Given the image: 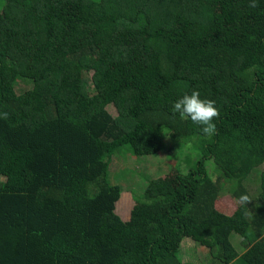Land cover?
Wrapping results in <instances>:
<instances>
[{"label": "trees", "instance_id": "trees-1", "mask_svg": "<svg viewBox=\"0 0 264 264\" xmlns=\"http://www.w3.org/2000/svg\"><path fill=\"white\" fill-rule=\"evenodd\" d=\"M250 2L0 0V264H193L188 237L214 264H264V0ZM193 90L219 111L211 136L172 111ZM168 141L196 155L175 184L111 178L116 157Z\"/></svg>", "mask_w": 264, "mask_h": 264}, {"label": "rangeland", "instance_id": "rangeland-1", "mask_svg": "<svg viewBox=\"0 0 264 264\" xmlns=\"http://www.w3.org/2000/svg\"><path fill=\"white\" fill-rule=\"evenodd\" d=\"M45 104H49V99H44ZM115 113V109H111ZM167 147H165L159 154L155 155H143L137 156L131 152V156L126 154L125 157H116V163L113 166L111 172V178L115 180L116 183L123 185L125 188L131 191H136L137 189H144L148 184V177H163L167 176L168 180L175 181L174 174L177 170L183 172H188L190 169L189 156L191 155L195 159V154L188 152L187 147H180L175 155H173L169 150L173 143L171 141L166 142ZM208 170L216 169L215 164L207 160ZM177 166V167H176ZM219 173V171H217ZM259 176V175H258ZM175 184V183H174ZM246 188L249 190L250 194L256 196L260 193V177L255 175L252 179H248L245 183ZM126 192L122 195V198L117 204V213L126 221L130 219V212L133 207L132 192ZM238 198L232 197L230 195H225L216 201V207L221 211H226L227 213L233 214L236 212L238 207ZM236 234L231 235V240L235 247L238 249L239 245L236 244ZM240 238V237H239ZM193 240L185 238L183 240L185 259L191 261L193 264H214L210 259H207L205 251L202 249L203 246L197 245ZM182 245V246H183ZM208 250L207 248L203 247ZM182 252V247H181ZM206 259L208 260L206 262Z\"/></svg>", "mask_w": 264, "mask_h": 264}, {"label": "clouds", "instance_id": "clouds-1", "mask_svg": "<svg viewBox=\"0 0 264 264\" xmlns=\"http://www.w3.org/2000/svg\"><path fill=\"white\" fill-rule=\"evenodd\" d=\"M256 0H251L249 7H257ZM172 111L178 113L182 118H190V120L200 126L203 134L211 136L215 134V124L213 120L219 116V111L215 107V101L211 99H201L198 90H193L191 94H184L178 98L172 105ZM7 118V113H4ZM247 195L242 194L238 198V203L245 206L250 202Z\"/></svg>", "mask_w": 264, "mask_h": 264}]
</instances>
